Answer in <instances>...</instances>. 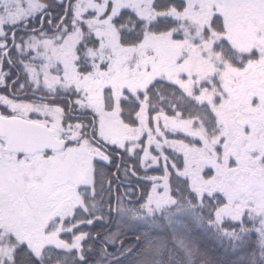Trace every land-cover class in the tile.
I'll list each match as a JSON object with an SVG mask.
<instances>
[{
    "label": "snow or ice",
    "instance_id": "1",
    "mask_svg": "<svg viewBox=\"0 0 264 264\" xmlns=\"http://www.w3.org/2000/svg\"><path fill=\"white\" fill-rule=\"evenodd\" d=\"M0 89V264H264V0H0Z\"/></svg>",
    "mask_w": 264,
    "mask_h": 264
},
{
    "label": "trees",
    "instance_id": "2",
    "mask_svg": "<svg viewBox=\"0 0 264 264\" xmlns=\"http://www.w3.org/2000/svg\"><path fill=\"white\" fill-rule=\"evenodd\" d=\"M19 35V34H18ZM165 113L166 114H171L167 108H165ZM177 136L180 137V135L178 134ZM166 154L169 155V165H171V162L173 160H178L179 156H176L174 153H171V151L167 150ZM173 157H175L176 159H173ZM179 161V160H178ZM181 165V162H180ZM170 171H172V169L170 168ZM144 172V168L141 167L139 170V175H143ZM148 172L153 174V175H160L163 174L162 171L160 170V166L159 167H153L152 169H148ZM151 181H146V180H142L140 185L137 187V191L140 193H143L145 190L146 186H150ZM83 227V226H82ZM91 227V226H90ZM196 234L198 236H200L201 238V242H202V247H204L205 249H207L210 254H212L213 256H215L216 258L222 260L225 262V264H228V262L232 259V257L230 256H225L222 249H220L216 242L210 238H208L207 236H205L202 232H200L199 230H197ZM96 256V253L94 252L92 254V259H94Z\"/></svg>",
    "mask_w": 264,
    "mask_h": 264
},
{
    "label": "rangeland",
    "instance_id": "3",
    "mask_svg": "<svg viewBox=\"0 0 264 264\" xmlns=\"http://www.w3.org/2000/svg\"><path fill=\"white\" fill-rule=\"evenodd\" d=\"M163 123V121L161 120V124ZM179 135H180V137H183V134L182 133H178ZM178 134H176V135H173V134H171V133H169V134H167V138H169V139H175V138H177V135ZM186 140L187 139H190V138H185ZM155 148V146L153 145V149ZM153 149H150V151H152ZM167 150H169V151H171V153H174L176 156H179V158H178V160H173L171 163H176L177 164V167H180V162L182 163V154H180V153H178V152H175L173 149H171V148H168L167 146H165V149H164V153L166 154V151ZM155 154V153H154ZM167 155V154H166ZM153 167H159V166H153ZM169 170H170V168H169ZM160 175H162V174H160Z\"/></svg>",
    "mask_w": 264,
    "mask_h": 264
},
{
    "label": "flooded vegetation",
    "instance_id": "4",
    "mask_svg": "<svg viewBox=\"0 0 264 264\" xmlns=\"http://www.w3.org/2000/svg\"><path fill=\"white\" fill-rule=\"evenodd\" d=\"M0 92H3V89H0ZM55 103H57L58 105L62 106V107H66V103H65V99L64 98H61L59 100H57ZM0 111H3V108L0 107ZM89 119H91V117H89ZM111 250V249H109ZM92 258V257H91ZM97 259V257H95L93 260Z\"/></svg>",
    "mask_w": 264,
    "mask_h": 264
}]
</instances>
